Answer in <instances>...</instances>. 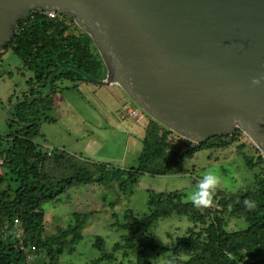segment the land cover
Wrapping results in <instances>:
<instances>
[{
	"label": "trees",
	"instance_id": "1",
	"mask_svg": "<svg viewBox=\"0 0 264 264\" xmlns=\"http://www.w3.org/2000/svg\"><path fill=\"white\" fill-rule=\"evenodd\" d=\"M64 16L57 14L51 18L41 10L31 11L27 19L18 21L14 37L0 52L1 56L6 50L11 51L23 69L32 73L26 80L28 90L14 101L8 99L7 126L10 130L6 134L7 146L0 150V160L8 168L9 179L15 185H8L9 188L0 192V264H29L28 255L33 252L31 246L35 252L42 251L49 264H57L56 259L64 249L73 250L81 239V230L89 213H74L73 224H68L57 235L43 236V204L56 200L66 188L94 181L108 184L115 180L120 190L127 191L144 173H185L182 162L196 151L225 147L228 137L235 139L243 132L236 128L232 135H214L193 143L150 118L144 126L142 147L134 166L102 169L97 175L81 167L71 176L51 181L42 169L47 150L37 144L36 137L40 133L43 111L54 104L57 82L63 79L89 81L84 73L97 79L106 77V67L89 34L82 30L74 33L65 23ZM49 82L52 90L47 93ZM254 149L258 153L257 162L245 158L248 169L255 164L260 169L255 174L254 188L228 194L217 190L215 203L210 208H196L190 202H183L184 194L180 191L150 193L147 213L139 215L127 209L123 222L114 224L137 233L171 214L185 215L199 227L176 237L168 247L176 261L181 264H264V155L256 146ZM63 153L59 149L52 150V156L58 162L65 160ZM246 198L255 202L254 209L244 206ZM228 218H243L247 226L229 229ZM15 225L23 234L21 239L5 235ZM103 244L102 238L97 236L94 247L101 255L94 262L112 257L104 251ZM126 244L128 248L137 247L132 239H126ZM182 256L185 259H181ZM145 257L144 250L139 248L134 264H149Z\"/></svg>",
	"mask_w": 264,
	"mask_h": 264
},
{
	"label": "water",
	"instance_id": "2",
	"mask_svg": "<svg viewBox=\"0 0 264 264\" xmlns=\"http://www.w3.org/2000/svg\"><path fill=\"white\" fill-rule=\"evenodd\" d=\"M34 10L89 34L106 77L87 80L186 140L238 128L264 155V0H0V51Z\"/></svg>",
	"mask_w": 264,
	"mask_h": 264
},
{
	"label": "rangeland",
	"instance_id": "3",
	"mask_svg": "<svg viewBox=\"0 0 264 264\" xmlns=\"http://www.w3.org/2000/svg\"><path fill=\"white\" fill-rule=\"evenodd\" d=\"M65 17V23L71 30L80 32L73 19ZM0 73L1 150L7 146L6 134L10 130L7 126L8 99L10 97L14 101L28 90L26 80L32 77V73L24 70L22 63L9 50H6L0 62ZM57 88L53 95L54 104L43 111L40 133L36 137L37 144L47 150L42 169L51 181L71 176L81 167L97 175L102 169H129L136 164L142 147L144 126L151 117L138 108L120 87L63 79L57 82ZM128 110L135 112L130 115ZM226 140L228 145L225 147L204 148L185 159L182 162L185 173H144L127 191L120 190L115 180L108 184L94 181L72 185L56 200L44 203L43 236L57 235L68 224H73L74 213H89L81 230V239L73 250L64 249L56 259L57 264H134L139 248L144 250L149 264H181L170 254L168 247L176 237L198 229L199 226L195 227L187 216L171 214L137 233L114 223L123 222V214L127 209L139 215L147 213L150 193L180 191L184 194L181 200L189 202V194L209 170L220 177L218 190L225 194L254 188L259 166L255 164L252 169H248L245 164L246 157L257 162L258 153L254 143L244 132L237 134L235 139L228 137ZM54 149L64 152L65 160L55 161L52 156ZM7 169L0 160V192L9 188L8 185H15L9 179ZM245 226L247 222L243 218L227 219L229 229ZM5 235L23 237L18 225L10 228ZM97 236L102 238L104 251L112 256L110 259L94 262L101 255L94 247ZM126 239H132L137 247L128 248ZM29 248L33 251L28 255L29 264L50 263L42 251L35 252L33 246ZM39 258L43 261H38Z\"/></svg>",
	"mask_w": 264,
	"mask_h": 264
},
{
	"label": "clouds",
	"instance_id": "4",
	"mask_svg": "<svg viewBox=\"0 0 264 264\" xmlns=\"http://www.w3.org/2000/svg\"><path fill=\"white\" fill-rule=\"evenodd\" d=\"M252 83L258 85L260 78H254ZM219 186L220 177L214 171H206L195 185V190L189 194L188 200L196 208H210L215 203V195ZM243 204L249 210L255 208V202L251 199H244Z\"/></svg>",
	"mask_w": 264,
	"mask_h": 264
},
{
	"label": "built area",
	"instance_id": "5",
	"mask_svg": "<svg viewBox=\"0 0 264 264\" xmlns=\"http://www.w3.org/2000/svg\"><path fill=\"white\" fill-rule=\"evenodd\" d=\"M41 11H43V10H41ZM47 16H49V17H51V18H53V17H55L56 15H57V13L55 12V11H43ZM130 115L131 114H134V110H128L127 111ZM20 248L21 249H24V247H23V245H20Z\"/></svg>",
	"mask_w": 264,
	"mask_h": 264
},
{
	"label": "crops",
	"instance_id": "6",
	"mask_svg": "<svg viewBox=\"0 0 264 264\" xmlns=\"http://www.w3.org/2000/svg\"><path fill=\"white\" fill-rule=\"evenodd\" d=\"M2 51V50H1ZM0 51V52H1ZM6 52V51H5ZM5 52H3V54H1V56H0V62H1V60L3 59V55L5 54ZM8 74H10V73H8ZM1 76H2V74L0 75V78H1ZM10 98V97H9ZM144 133V132H143Z\"/></svg>",
	"mask_w": 264,
	"mask_h": 264
}]
</instances>
